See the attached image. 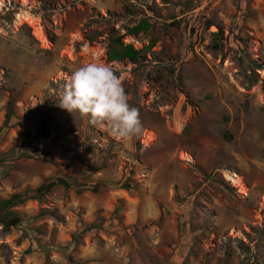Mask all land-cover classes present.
<instances>
[{
	"label": "rangeland",
	"instance_id": "obj_1",
	"mask_svg": "<svg viewBox=\"0 0 264 264\" xmlns=\"http://www.w3.org/2000/svg\"><path fill=\"white\" fill-rule=\"evenodd\" d=\"M118 40L139 60L111 62ZM87 63L138 109L131 142L59 107ZM59 179L72 186L31 198ZM14 195L29 199L0 223V264H264V0H0Z\"/></svg>",
	"mask_w": 264,
	"mask_h": 264
},
{
	"label": "clouds",
	"instance_id": "obj_2",
	"mask_svg": "<svg viewBox=\"0 0 264 264\" xmlns=\"http://www.w3.org/2000/svg\"><path fill=\"white\" fill-rule=\"evenodd\" d=\"M59 107L86 117L93 126L108 128L123 142L142 132L138 109L130 106L120 78L107 65L77 67L63 87Z\"/></svg>",
	"mask_w": 264,
	"mask_h": 264
},
{
	"label": "trees",
	"instance_id": "obj_3",
	"mask_svg": "<svg viewBox=\"0 0 264 264\" xmlns=\"http://www.w3.org/2000/svg\"><path fill=\"white\" fill-rule=\"evenodd\" d=\"M150 28L151 25L148 21H142L137 27L131 29L130 33L137 35L140 32L148 31ZM216 35H219V33ZM141 54L142 51L136 50L132 45L125 46L121 41L118 40L115 42L114 48L109 51L108 56L111 62H125L127 60L136 62L139 60ZM9 119L10 116H8V120ZM42 134L44 138H49V132L47 130H43ZM226 138H230V135H228V137L226 136ZM57 186H62L68 189L72 185L65 179L48 182L36 190V195L31 198H43ZM27 198L23 197L22 195H14L9 200L0 199V223L2 224L5 232H10L13 227L21 224V217L13 212L12 209L26 202Z\"/></svg>",
	"mask_w": 264,
	"mask_h": 264
}]
</instances>
